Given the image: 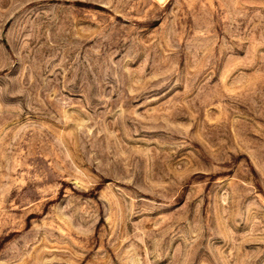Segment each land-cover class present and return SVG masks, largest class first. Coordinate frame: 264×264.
<instances>
[{
  "label": "rangeland",
  "instance_id": "1",
  "mask_svg": "<svg viewBox=\"0 0 264 264\" xmlns=\"http://www.w3.org/2000/svg\"><path fill=\"white\" fill-rule=\"evenodd\" d=\"M0 264H264V0H0Z\"/></svg>",
  "mask_w": 264,
  "mask_h": 264
}]
</instances>
